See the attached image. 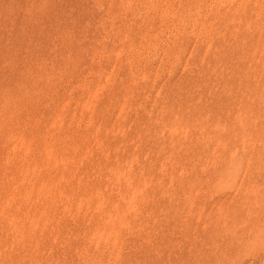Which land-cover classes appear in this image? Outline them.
<instances>
[{
	"label": "rangeland",
	"instance_id": "rangeland-1",
	"mask_svg": "<svg viewBox=\"0 0 264 264\" xmlns=\"http://www.w3.org/2000/svg\"><path fill=\"white\" fill-rule=\"evenodd\" d=\"M0 264H264V0H0Z\"/></svg>",
	"mask_w": 264,
	"mask_h": 264
}]
</instances>
